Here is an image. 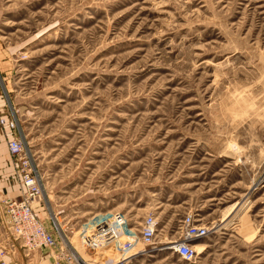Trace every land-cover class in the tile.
Masks as SVG:
<instances>
[{
	"label": "rangeland",
	"instance_id": "rangeland-1",
	"mask_svg": "<svg viewBox=\"0 0 264 264\" xmlns=\"http://www.w3.org/2000/svg\"><path fill=\"white\" fill-rule=\"evenodd\" d=\"M12 118L0 236L20 136L37 216L83 260L264 264V0H0V119ZM115 213L130 227L153 215L154 245L120 262L85 250L88 226ZM187 215L207 229L187 241L190 261L171 248Z\"/></svg>",
	"mask_w": 264,
	"mask_h": 264
},
{
	"label": "built area",
	"instance_id": "built-area-1",
	"mask_svg": "<svg viewBox=\"0 0 264 264\" xmlns=\"http://www.w3.org/2000/svg\"><path fill=\"white\" fill-rule=\"evenodd\" d=\"M10 130L18 129L15 119H0ZM7 149L10 156L18 157L20 161L17 170L20 194L17 198H5L3 201L4 215L1 219L2 240L0 242V264H19L17 257L22 255L29 261V255L33 251L40 250L39 261L51 259L46 264H103L91 260H83L80 256L67 248L64 238L58 228L54 232L49 231L37 216L34 210V202L42 195V184L20 136L13 137L8 141ZM195 218L187 215L178 220L177 230L181 237L172 245L175 253L185 260H193L196 256L188 240L205 236L207 229L204 225L195 224ZM158 221L149 214L146 215L138 226H128L126 218L118 213L109 217H100L91 223L84 231L81 241L85 250L93 256L102 251L113 250L120 257L119 262L136 256L138 245H154L157 235ZM59 239V240H58ZM46 250V255L44 254ZM118 262V263H119ZM113 264H117L114 263Z\"/></svg>",
	"mask_w": 264,
	"mask_h": 264
},
{
	"label": "bare ground",
	"instance_id": "bare-ground-1",
	"mask_svg": "<svg viewBox=\"0 0 264 264\" xmlns=\"http://www.w3.org/2000/svg\"><path fill=\"white\" fill-rule=\"evenodd\" d=\"M236 205V204H235ZM235 205H233V206H235ZM239 205V204H238ZM233 208H235V207H233ZM237 209V208H236ZM232 213V212H231ZM176 244H174V246H175ZM191 247H192V249L194 250V248H193V246L191 245ZM171 248H172V246H171Z\"/></svg>",
	"mask_w": 264,
	"mask_h": 264
},
{
	"label": "crops",
	"instance_id": "crops-1",
	"mask_svg": "<svg viewBox=\"0 0 264 264\" xmlns=\"http://www.w3.org/2000/svg\"><path fill=\"white\" fill-rule=\"evenodd\" d=\"M46 261V260H45ZM49 261V260H48Z\"/></svg>",
	"mask_w": 264,
	"mask_h": 264
}]
</instances>
